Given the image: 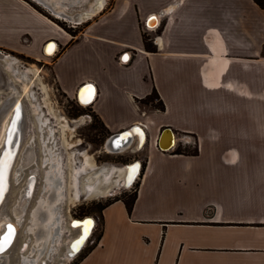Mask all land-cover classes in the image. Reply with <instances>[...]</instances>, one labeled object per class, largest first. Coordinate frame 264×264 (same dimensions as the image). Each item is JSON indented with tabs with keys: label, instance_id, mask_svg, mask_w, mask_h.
<instances>
[{
	"label": "crops",
	"instance_id": "obj_1",
	"mask_svg": "<svg viewBox=\"0 0 264 264\" xmlns=\"http://www.w3.org/2000/svg\"><path fill=\"white\" fill-rule=\"evenodd\" d=\"M13 3L0 0L4 43L26 34L43 54L54 40L58 90L75 98L92 84L107 135L144 132L131 210L106 206L99 239L75 264H264V10L254 0H113L72 36ZM153 17L160 32L146 33ZM153 90L162 111L140 102ZM166 128L175 145L177 134L194 139L196 154L161 151Z\"/></svg>",
	"mask_w": 264,
	"mask_h": 264
},
{
	"label": "rangeland",
	"instance_id": "obj_2",
	"mask_svg": "<svg viewBox=\"0 0 264 264\" xmlns=\"http://www.w3.org/2000/svg\"><path fill=\"white\" fill-rule=\"evenodd\" d=\"M22 1L41 16L74 36L81 31L86 23L95 20L102 11L113 4V0H106L100 13L89 21L73 25L54 18L50 12L33 0ZM93 1L58 0V4L55 6L65 9L68 14H74L88 9ZM10 2L12 7L17 10V5L12 4V0ZM146 33L149 32L146 31ZM32 47V42L26 34L16 39L14 43L8 44L4 43L0 37V54L2 55L0 58V81L2 79L1 82H3V84L0 83V106L4 103L7 106L11 104L14 100L10 98L13 90L16 91L23 110L21 145L12 167L9 192L0 205V232L4 224L11 221L16 225L18 236L12 248L6 252V259H1L0 264H3L4 261L5 264H21L23 255L27 257L25 264H61V261H64L65 242L78 234V230L71 227L70 222L91 217L95 221V226L82 249L83 251L81 250L79 255L67 263L75 264L76 260L80 258L79 256L83 255L95 243L100 232V207L121 196L128 198L134 191L135 183L130 188H120L116 190V193H109L119 188L117 180L121 179L124 174L125 165L132 162L141 163V165L144 163L145 150L144 146L138 150L134 143L118 152L107 150L105 141L110 135L106 134L90 106H82L76 98L66 96L56 87L52 75V61L56 53L48 56ZM5 56L7 60L4 61ZM11 62V69H7V63ZM4 79L10 84L9 87L4 85ZM24 86L27 92L22 90ZM4 115L5 117H3ZM3 116L0 119V151L1 141H3L2 133L9 118V115L5 113ZM184 137L177 134L176 140L182 138L183 143ZM187 141H194V139L189 138ZM177 146L184 153L197 151L195 144L183 146L178 143ZM42 147L46 152H55V156L60 158L64 173L61 187L65 185L66 189L64 200L58 202V206L52 210L56 217L52 225L51 242L46 245L47 248L36 251L32 248L34 237L32 234H28L26 229L30 225L32 211L38 206L41 199L47 200L49 184L44 176L47 175V172L48 174L53 172L50 164L45 163L49 156L42 151ZM28 155L31 156V161L25 164L24 158ZM84 157H87L88 165L83 169ZM31 175H33L32 196L24 208V214L18 219L14 218L12 208L22 194L26 180ZM135 181L137 183L138 180ZM94 188L96 191L92 192ZM55 192H58V189ZM22 242L28 243V250L19 254Z\"/></svg>",
	"mask_w": 264,
	"mask_h": 264
},
{
	"label": "bare ground",
	"instance_id": "obj_3",
	"mask_svg": "<svg viewBox=\"0 0 264 264\" xmlns=\"http://www.w3.org/2000/svg\"><path fill=\"white\" fill-rule=\"evenodd\" d=\"M35 3L38 5H41L44 7L48 12H50V15L53 16L56 19L63 20L64 22L72 23V18L74 15H77L78 18H81V20L89 21L92 19L94 16L97 15V12L103 9L105 5L104 0H94L90 6H88V9L84 11H79L74 14H68L67 11L63 8H60L59 6H55L58 4V0L51 1V0H33ZM83 23V22H82ZM157 24V18L153 17L151 20L148 22V25L150 27H154ZM56 42L55 41H48L44 46H43V53L46 55L50 56L56 52ZM2 55L0 54V58ZM124 59L127 60L128 56H124ZM7 60L6 56L4 57V61ZM11 63H7V69H11L10 66ZM3 77V76H2ZM1 78V77H0ZM5 80V79H4ZM2 81V79H1ZM3 84V82H1ZM4 85L6 87H9V83L7 80H5ZM11 87V86H10ZM2 89V88H1ZM12 90V89H11ZM23 91L27 92L26 87L24 86ZM16 91L12 90L10 98L17 97L16 96ZM96 91L95 88L92 84H88L85 86L82 90L78 92V94L75 96L76 100L84 106L87 107L90 105V103L94 100ZM18 99V98H17ZM3 102V101H2ZM11 103H19L17 105L20 108L18 110L19 114L14 115L13 113V108L12 104L6 105L5 103L0 106V119L3 116V114L9 115V118L4 126V130L2 133V146H1V151H0V205L4 202L6 199V194L9 192L10 189V177H11V171L12 167L14 164V161L16 159V155L18 153V150L20 149L21 145V140H22V120H23V110L22 106L20 104V100L14 102V100ZM9 108V109H8ZM9 113V114H8ZM5 117V115L3 116ZM11 127L16 132L14 133V138L16 146L14 147V155H11L10 152V132H11ZM144 132L136 128L135 130L129 129L127 130L126 134H123L120 137V141L118 142L117 140L114 142L113 138L111 140L106 141V149L109 150L110 152H113L115 150H121L127 146H130L131 141L133 139V136L136 135L138 138V142L136 144L137 147L139 145H143L144 143ZM132 137L131 139L128 137ZM175 143V136L171 132H166L164 134L163 139L161 140V147L165 150L169 149L171 145ZM45 144V143H43ZM42 151L49 156L48 159L45 160V163L50 164V167L53 168V172L51 174L46 173L45 175V180L47 181V184H49L47 187V191L49 194L47 195V200L46 199H41L40 202L38 203V206L32 211L31 215V221L30 225L28 226L27 233L32 234L34 237L33 240V249L38 251L41 248H47L46 245L50 244L51 239H52V225L54 224V219L56 217L55 213L52 211L54 208L58 206V202H62L64 200V193H65V185L61 187V184L64 180V173L62 171L61 163H60V158L55 156L54 153H50L49 151L46 152L45 148L42 147ZM25 164L29 163L31 161V156H26L25 158ZM88 165V160L87 157H84L83 159V169L85 166ZM140 168L141 164L140 163H131L127 164L124 166L123 171L124 174L122 175L121 179L117 180V183H119V188H116L115 190L110 191L109 193H116V190L120 188L127 189L133 185L135 180L137 179L138 175L140 174ZM121 172V171H120ZM33 175L29 176V178L26 180L25 188L22 192V194L19 196V198L16 200L13 208H12V214L14 218H19L24 214V208L28 204L30 197L32 196V191H33ZM106 180H109V178H106ZM59 185V187H57ZM58 189V192H55V190ZM96 191V188L92 190ZM76 196V194L74 193ZM2 199V200H1ZM50 202V204H49ZM52 204V207H51ZM91 222L90 224L88 222ZM71 227L75 228L78 230L77 236L74 238H69L65 242V249H64V261H61V264H67L69 261H71L75 256H77L80 251L83 249L85 246L86 241L90 237L92 230L95 226V221L94 219L92 220L91 217H85L80 220H72L70 222ZM11 226L12 228V234H11V239L7 244H4V249L8 246L10 243L9 247L5 249L4 252L0 251V260L1 259H6V252H8L17 236H18V230L15 227L16 225L11 223V221H7L4 226L2 231L0 232V243H3L4 237L8 236V228ZM6 231V234L3 235V233ZM16 231V235H15ZM15 235V236H14ZM30 241V239H29ZM79 241H82V243H78ZM46 246V247H45ZM31 248V250H32ZM72 253L71 257L67 256V252L69 251ZM28 250V243L22 242V245L20 247L19 254L26 252ZM30 250V252H31ZM27 254V253H26ZM27 261V257L25 255L22 256V262L21 264H25ZM5 264V261L3 262ZM60 264V263H58Z\"/></svg>",
	"mask_w": 264,
	"mask_h": 264
},
{
	"label": "trees",
	"instance_id": "obj_4",
	"mask_svg": "<svg viewBox=\"0 0 264 264\" xmlns=\"http://www.w3.org/2000/svg\"><path fill=\"white\" fill-rule=\"evenodd\" d=\"M254 2L262 9V10H264V0H254ZM54 23V22H53ZM55 24V23H54ZM87 24V23H86ZM58 26V25H57ZM59 27V26H58ZM60 28V27H59ZM61 29V28H60ZM66 33H68V31L67 30H65V29H63ZM160 32V29H157L156 30V33H159ZM68 34H70V33H68ZM70 35H72V36H74L73 34H70ZM142 41H143V45H144V49L147 51V52H156V48H155V46L152 44V42H151V40H150V37L148 36V35H146L145 33H143L142 34ZM141 103H143V104H145V105H149V106H151V107H153V108H155V109H158V110H163L164 109V107H163V105H162V102L159 100V98H158V95H157V93H156V91L155 90H153L152 91V93L149 95V96H147L146 98H144L143 100H141L140 101ZM196 152L197 151H195V152H193V153H184L183 151H181L180 149H179V147L178 146H176L174 149H172V153L173 154H185V155H195L196 154ZM142 166V168H141V170L143 169V165H141ZM141 170H140V174H141ZM139 174V175H140ZM135 186H134V188H133V192L128 196V198H125L124 196H121V197H118V198H115L114 200H112V201H109V202H106L105 204H103L101 207H100V210L102 211L106 206H108L111 202H113V201H116V200H121L123 203H124V205H125V207H126V209H127V211L129 212L130 210H131V208H132V205H133V203H134V200H135V198H136V193H137V186H138V183H135L134 184ZM132 186V185H131ZM130 188V187H129ZM101 220V219H100ZM100 233V232H99ZM99 234H98V236H97V238H96V240L97 239H99ZM83 251V250H82ZM81 251V252H82ZM80 252V253H81ZM79 253V254H80ZM78 254V255H79ZM83 255H81V256H79L80 258L82 257ZM79 259V258H78Z\"/></svg>",
	"mask_w": 264,
	"mask_h": 264
},
{
	"label": "water",
	"instance_id": "obj_5",
	"mask_svg": "<svg viewBox=\"0 0 264 264\" xmlns=\"http://www.w3.org/2000/svg\"><path fill=\"white\" fill-rule=\"evenodd\" d=\"M105 1V0H104ZM102 10V9H101ZM101 10L100 11H98L97 12V14L98 13H100L101 12ZM72 23L71 24H73V25H78V24H81L82 22H84V20H81V18H78L77 17V15H74V17L72 18ZM136 128H138V127H134L133 128V130H135ZM140 129V128H139ZM142 130V129H141ZM171 132L170 131V129H164L163 131H162V133H161V135H164L166 132ZM16 132V130H14L13 131V129H12V127H11V132H10V142H9V148H10V152H11V155L13 154L14 155V147L16 146V143H14L15 142V138H14V136H12V135H14V133ZM127 133V131L124 133V134H126ZM172 133V132H171ZM123 135V134H122ZM144 135V134H143ZM120 135L119 134H116V135H114V136H112L111 138H113V141L115 142L116 140L119 142L120 141V138H118ZM111 138L109 139V140H111ZM128 138H130L131 139V136L130 137H128ZM160 143H161V140L160 139H158V146L159 147H161V145H160ZM174 145H175V143L173 144V145H171L170 146V148L169 149H167V151L168 150H171V149H173L174 148ZM139 147H141V145H139ZM138 147V148H139ZM162 148V147H161ZM165 150V149H164ZM2 200V199H1ZM92 220H93V218H91ZM6 234V231L3 233V235H5ZM9 245H10V243L8 244V246L5 248V249H7L8 247H9ZM5 249L3 250V251H1V252H4L5 251ZM71 255H72V253L70 252V249H69V251L67 252V256L68 257H71Z\"/></svg>",
	"mask_w": 264,
	"mask_h": 264
},
{
	"label": "built area",
	"instance_id": "obj_6",
	"mask_svg": "<svg viewBox=\"0 0 264 264\" xmlns=\"http://www.w3.org/2000/svg\"><path fill=\"white\" fill-rule=\"evenodd\" d=\"M143 26H144V30H145V32L147 31V32H152V31H154L155 30V26L154 27H150L149 25H148V23L147 22H145L144 24H143ZM85 86H87V85H83V86H81V87H79L78 89H77V92H76V95L78 94V92L80 91V90H82ZM78 101V100H77ZM134 128V127H133ZM133 128H131V129H133ZM139 128V127H138ZM141 129V128H140ZM143 130V129H142ZM127 130H125V131H122V132H120V133H117V134H119L120 136L122 135V134H124L125 132H126ZM114 135H116V134H112V135H110L109 136V138H107V140L106 141H108L112 136H114ZM118 138H120V137H118ZM132 138V137H131ZM181 140V142H178V143H180L181 145H183V146H186V145H188V144H195V142L194 141H187V140H184L183 141V143H182V138H178V140ZM105 141V142H106ZM132 143H134V142H132ZM145 145V143L143 144V145H141V147H139V149L138 150H140L141 148H143V146ZM178 145V144H177ZM176 145V146H177ZM160 150L162 151V150H164L163 148H161L160 147ZM118 152L119 151V149L118 150H115L114 152ZM135 163H137V162H134L133 164H135Z\"/></svg>",
	"mask_w": 264,
	"mask_h": 264
},
{
	"label": "snow or ice",
	"instance_id": "obj_7",
	"mask_svg": "<svg viewBox=\"0 0 264 264\" xmlns=\"http://www.w3.org/2000/svg\"><path fill=\"white\" fill-rule=\"evenodd\" d=\"M88 223L90 224L91 222L89 221ZM11 234H12V228H11V226H9L8 236L4 237L3 243H0V251H3L4 250V244H7L10 241ZM78 243H82V241H79Z\"/></svg>",
	"mask_w": 264,
	"mask_h": 264
},
{
	"label": "flooded vegetation",
	"instance_id": "obj_8",
	"mask_svg": "<svg viewBox=\"0 0 264 264\" xmlns=\"http://www.w3.org/2000/svg\"><path fill=\"white\" fill-rule=\"evenodd\" d=\"M16 101H18V99H17V97H14V102H16ZM11 104H12V107L11 108H13V113H15L14 115H18L19 114V111H20L18 109L20 108V106L18 107L17 105H19V103H11Z\"/></svg>",
	"mask_w": 264,
	"mask_h": 264
}]
</instances>
